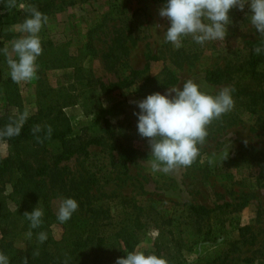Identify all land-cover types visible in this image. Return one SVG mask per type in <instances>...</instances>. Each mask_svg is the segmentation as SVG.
Returning <instances> with one entry per match:
<instances>
[{
  "label": "trees",
  "instance_id": "1",
  "mask_svg": "<svg viewBox=\"0 0 264 264\" xmlns=\"http://www.w3.org/2000/svg\"><path fill=\"white\" fill-rule=\"evenodd\" d=\"M6 1L8 4V0ZM78 1L87 3L90 0ZM21 2L22 0H16V6L11 9L7 4L1 8L5 12L0 15V62L3 61L4 44L17 37V34L10 32L8 26L22 24L30 16L27 11L29 6L36 7L49 17L74 6L77 0H31L27 2L26 8L18 9ZM156 2L165 4L166 0ZM106 20L107 16H103L87 29L80 48L85 55H95L92 37ZM133 23L130 20L114 30V36L104 55L107 70L126 67L129 45L134 46L137 41ZM185 41H188L190 52L177 50L169 55L171 60L173 57L175 65L181 64L176 61H188L193 55L191 50H194L192 47L196 42L189 40V36ZM257 47L264 48V39L246 41L240 54L227 59L223 67L206 72L205 79L209 84L219 87L226 84L229 89H234V107L208 127L207 138L240 123L244 114L255 116V127H251V131L264 129V51L257 54L254 51ZM161 56L147 52L142 69H130L125 79L108 84L94 77L89 68L75 65L74 82L88 93V98L85 99L92 100L95 105L98 104L95 92L105 95L126 84L137 83L138 102L150 94L177 85V76L166 67L155 76L149 74L151 64L163 60ZM7 83L5 81V87ZM15 92L13 87L6 93V98L10 100ZM56 106L57 104H50L46 108L47 114L44 117L47 122H40L44 118L40 112L36 118L32 117L23 124L18 136L0 139L7 146L21 148L13 157L0 159V252L9 258V264H24L25 258L27 264H115L117 258H126L129 252L135 251L149 229L157 231L150 254L166 258L168 264H252V259H242L240 253L242 249L255 245L256 236L246 226L242 227L238 223L233 225L231 214L236 209L227 203L214 208L174 203L169 214L170 207H142L135 202L120 200L122 207L116 217L111 216L108 206L104 208L102 205H95L101 196H95L94 192L120 179L117 168L135 163L137 151L127 141L121 140L123 133H116L108 118L103 120V134L90 137L83 129L72 130L61 110L62 106ZM139 111L137 106L136 113ZM14 118L16 117L13 115H2L0 129ZM137 124L136 115V127ZM37 125L40 131L34 135L32 129ZM49 125L52 129L50 137ZM37 137L42 142H38ZM50 145L58 146L55 154L50 152ZM90 146L101 147L107 152L92 154L88 150ZM72 157L81 159V169L76 177L66 174L59 166ZM234 164L257 167L254 183L260 185L264 181V150L242 144L232 159L214 168V174L229 176V169ZM245 179L247 178L243 180ZM7 184H10L11 197L16 205L14 212L7 209L2 196ZM55 197H60L61 200L74 198L78 202V210L66 223L62 224L57 220V214L50 206L51 199ZM31 205L42 208L44 216L42 225L31 229L33 235L29 239L26 233L30 230V222L23 214L31 212L27 210ZM226 207L232 209L228 211ZM55 225L62 230L58 240L51 236V229ZM188 226L193 227L194 244H210L196 258L184 256V251H191L184 236L189 231ZM40 232L47 233V239L43 243L37 239ZM36 250L39 251L38 256L33 255Z\"/></svg>",
  "mask_w": 264,
  "mask_h": 264
},
{
  "label": "rangeland",
  "instance_id": "2",
  "mask_svg": "<svg viewBox=\"0 0 264 264\" xmlns=\"http://www.w3.org/2000/svg\"><path fill=\"white\" fill-rule=\"evenodd\" d=\"M29 1L31 0H22L18 9L26 8ZM6 4V0H0V15L5 12L1 8ZM163 5L156 0H90L87 3H80L77 0L74 6L50 15L48 23L39 33L43 52L37 59L39 65L37 78L19 84L9 81L12 80L10 70L2 51L0 117L5 114L17 117L27 110L29 116L26 121H28L32 117L36 118L40 112L41 117H44L47 114L46 108L50 104H57V108L62 106L61 110L71 129L75 131L83 129L90 137L103 134V120L108 118L115 132L123 133L121 140L127 141L135 148L138 158L133 164L117 168L120 179L94 192L95 196H101L95 205H102L104 208L108 206L111 216L116 217L122 207L120 200L135 202L137 206L142 207L148 205L157 209L170 207L169 214L174 203H190L208 208L227 203L236 209L231 214L233 225L238 223L242 227L246 226L256 236L255 245L242 249L240 258L252 259V264L262 263L264 262V181L260 185L254 183L257 167L234 164L229 169V176L214 174V168L232 159L242 144L264 150V129L255 132L250 130L251 127H255V116L244 114L240 123L207 138L200 148V155L190 167H180L168 174L162 171L154 172L148 139L141 137L136 129L134 113L137 104L134 102H137L138 84H126L121 89L105 95L95 92L94 96L98 98V104L95 105L92 100L85 99L88 98V93L74 82L75 65L89 68L94 77L106 84L123 80L130 69H142L145 55L149 52L157 56L162 55L163 58L151 64L150 75L155 76L166 67L178 78L177 85L173 87H182L185 81L192 79L203 91L213 94L229 86L225 84L219 87L209 84L205 79L206 72L223 67L227 59L240 54L246 41L264 39L251 24L248 5H245L243 11L233 8L229 12L231 23L228 25V34L224 40L208 41L203 45L195 43V47H192L194 50H191L193 55L188 61H176L181 64L175 65L172 61L173 57L171 60L169 55L177 50L190 52V49L188 50L186 37L179 49L171 43L164 42V33L167 27H170V21L159 15V9ZM103 16H107V20L92 37L95 55H85L80 50L85 33ZM130 20L134 21L137 41L134 46L129 45L126 67L107 70L104 55L110 46L114 30H118ZM18 26H8L11 33L17 34V37L4 44V48L7 47L9 52H11V42L26 35L19 33ZM191 39L189 36V40ZM5 81H8L7 87ZM13 87L16 92L8 100L6 93ZM167 91L168 89H165L159 93L166 94ZM69 100L71 103H68ZM41 121L47 122V118H41ZM57 147V145L48 146L52 154L56 153ZM20 149L0 142V159L13 157ZM88 150L92 154L107 152L98 146H90ZM227 151L228 156L225 159ZM209 159L213 161L211 164L208 162ZM80 161V158L72 157L59 166L66 174L76 177L81 169ZM244 178L247 179L243 180ZM11 194L10 184H7L2 196L7 209L14 212L16 205ZM60 203V197L52 198L50 201V206L56 214ZM34 208L35 206L31 205L27 210L33 211ZM226 208L228 211L232 209V207ZM188 230L184 236L191 251H184V256L196 258L210 244L203 242L194 244L193 227L188 226ZM61 232V228L55 225L51 229V236L58 240ZM156 237L157 231L149 229L135 251H142L145 255L150 254Z\"/></svg>",
  "mask_w": 264,
  "mask_h": 264
},
{
  "label": "clouds",
  "instance_id": "3",
  "mask_svg": "<svg viewBox=\"0 0 264 264\" xmlns=\"http://www.w3.org/2000/svg\"><path fill=\"white\" fill-rule=\"evenodd\" d=\"M245 5H248L251 13V24L264 37V0H166L159 9V15L170 21V27L164 33V42L179 49L182 47V40L188 36L200 45L208 41L224 40L231 23L230 10L238 8L243 11ZM15 6L16 0H8L9 9ZM27 11L30 16L18 26L19 31L26 35L11 42V52L7 47L3 49L10 78L17 84L37 78V59L43 52L39 33L48 23V16L36 7L29 6ZM254 51L260 54L264 48L257 47ZM233 91L234 89L223 88L214 95L209 94L194 80L188 79L182 87L168 88L166 94L156 92L134 102L140 109L138 113H134L138 116V133L147 138L150 145L152 170L168 174L180 167H190L197 160L200 148L207 140L208 127L234 107ZM28 116L29 113L25 110L11 119L0 129V139L18 136ZM32 131L35 135L40 127L34 126ZM51 132L49 125V137ZM37 139L42 142L39 137ZM227 156L228 151L225 159ZM208 162L211 164L213 161L209 159ZM78 207L74 198H63L57 220L62 224L66 223ZM23 216L30 222V230L26 236L31 239V229L42 225L44 211L35 207L31 212L26 211ZM37 239L43 243L47 239V233H38ZM33 255L38 256L39 251L36 250ZM0 264H9V258L2 252ZM24 264H27V258L24 259ZM115 264H168V261L154 253L145 255L142 251H132L126 258H117Z\"/></svg>",
  "mask_w": 264,
  "mask_h": 264
}]
</instances>
